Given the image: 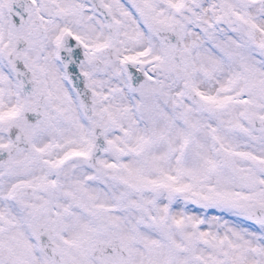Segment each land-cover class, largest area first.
Returning a JSON list of instances; mask_svg holds the SVG:
<instances>
[{"label": "snow or ice", "instance_id": "1", "mask_svg": "<svg viewBox=\"0 0 264 264\" xmlns=\"http://www.w3.org/2000/svg\"><path fill=\"white\" fill-rule=\"evenodd\" d=\"M0 264H264V0H0Z\"/></svg>", "mask_w": 264, "mask_h": 264}]
</instances>
